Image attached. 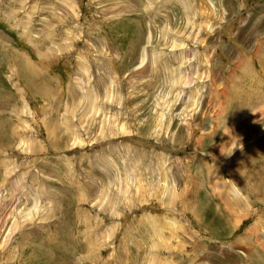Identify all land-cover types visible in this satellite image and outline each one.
I'll return each instance as SVG.
<instances>
[{
    "label": "rangeland",
    "instance_id": "1",
    "mask_svg": "<svg viewBox=\"0 0 264 264\" xmlns=\"http://www.w3.org/2000/svg\"><path fill=\"white\" fill-rule=\"evenodd\" d=\"M259 175L264 0H0V264H264Z\"/></svg>",
    "mask_w": 264,
    "mask_h": 264
},
{
    "label": "bare ground",
    "instance_id": "2",
    "mask_svg": "<svg viewBox=\"0 0 264 264\" xmlns=\"http://www.w3.org/2000/svg\"><path fill=\"white\" fill-rule=\"evenodd\" d=\"M26 59V58H25ZM27 60V59H26ZM23 63V62H22ZM30 63H26L25 61H24V66L26 65V67L28 68L30 65H29ZM29 65V66H28ZM27 146V145H26ZM256 172V171H255ZM254 172V173H255ZM251 173V172H250ZM250 175V174H249ZM253 175V174H252ZM255 175V174H254ZM257 176V175H256ZM253 177V176H252ZM255 177V176H254ZM260 179H261V181H262V183L264 184V175H259L258 176ZM251 178V177H250ZM259 183H261L260 181H259ZM261 183V184H262ZM258 192V191H257ZM258 194V193H257ZM218 195V194H217ZM221 197V196H220ZM223 201V200H222ZM229 201V200H228ZM228 203V202H227ZM241 203H243L242 205H244V207H246L243 211H242V213H237L236 211L239 209V206H240V204ZM224 204H225V202H224ZM231 207L230 206H227L228 208H231V211H229V214L228 215H233L234 217H236L234 220H233V224H232V222H230L231 224L229 225V227H230V229H234L236 226H237V223H240V220H241V218L242 217H244L243 215L245 214V211H248V207H249V205H248V200H246L245 198H239V197H237V195L235 196V197H233L232 199H231ZM229 205V204H228ZM211 207V209L213 208L212 206H210V205H208V208H210ZM241 209V208H240ZM216 213V211H214V214ZM254 213H256V214H254ZM247 216H248V214H247ZM253 216H255L256 217V219H255V221L253 222V224L251 225V228L253 229V232L255 233L256 232V227L258 228L257 230H259V228L261 229V227H262V225H261V223H262V217L264 216V214L263 215H260L257 211H253L252 213H250V216L249 217H253ZM214 217H215V215H214ZM215 218H217V217H215ZM218 220V221H217ZM216 221H217V223L218 222H220L219 221V219H217ZM228 220H230L229 218H228ZM232 220H230V221H232ZM224 221V223L226 222L225 220H223ZM243 222V221H242ZM220 224V223H219ZM226 224H228V223H226ZM232 225H236V226H233L232 227ZM227 227H228V225H227ZM251 230V229H250ZM262 231H263V229H262ZM263 235V234H262ZM264 236V235H263ZM261 237V236H260ZM264 238V237H263ZM242 241V240H241ZM263 242H264V240H262ZM237 242V241H236ZM247 250V249H246Z\"/></svg>",
    "mask_w": 264,
    "mask_h": 264
}]
</instances>
